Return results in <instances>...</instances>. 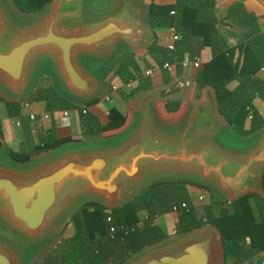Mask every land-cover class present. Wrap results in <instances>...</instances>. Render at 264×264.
<instances>
[{"label":"water","instance_id":"obj_1","mask_svg":"<svg viewBox=\"0 0 264 264\" xmlns=\"http://www.w3.org/2000/svg\"><path fill=\"white\" fill-rule=\"evenodd\" d=\"M237 1L247 0H215L214 16L223 29L246 32L225 17ZM252 1L263 9L257 17L263 24L264 0ZM88 4L89 0H51L40 11L29 13L40 14L39 18L20 24L0 0V97L28 101L43 63L53 67L72 98L84 101L103 91L107 74L97 73L93 64L109 62L124 47L142 48L150 35L147 15L152 3L145 8L139 0H110L109 8L101 13L90 11ZM194 88V79L182 74L140 94L134 127L107 145L59 147L23 164L0 150V264H22L20 245L48 241L82 198L87 200L80 206L93 202L115 208L153 183L186 180L210 183L221 200L247 193L264 199V126L253 133L256 138L247 147L221 144L224 117L211 86L201 88L203 102L191 105L181 128L167 130L157 125L153 104ZM223 263L220 231L205 223L167 236L123 264Z\"/></svg>","mask_w":264,"mask_h":264},{"label":"trees","instance_id":"obj_2","mask_svg":"<svg viewBox=\"0 0 264 264\" xmlns=\"http://www.w3.org/2000/svg\"><path fill=\"white\" fill-rule=\"evenodd\" d=\"M12 1L22 12L36 13L51 0ZM214 3L215 0L152 3L147 20L153 29L175 27L180 36L175 54L178 60L185 51L193 56L202 46L209 45L214 49L212 57L202 63L193 79L197 88L211 86L216 91L218 111L227 126L236 134L245 137L264 126V115L253 102L257 99L264 103V79L255 75L257 69L264 68V31L257 22L259 11L256 7H246L247 4H258L252 0L237 1L226 12L227 19L246 29L245 40L236 45L239 48L238 57L234 58L232 48L227 46L219 31L214 16ZM161 51L160 61H172L170 53L164 49ZM134 67L133 57L128 58L118 64L117 73L124 75L125 79L133 78L137 74L133 72ZM146 80H142L144 85ZM232 81H236V84L231 87L229 83ZM0 100L4 99L0 97ZM35 100H46V108L51 110L73 107L71 103L61 99L51 87L38 89ZM4 104L10 112L21 106L5 100ZM90 104L92 103H88ZM182 105L179 101L165 104L169 111L174 112L172 115L178 114ZM86 106L78 109L83 134L110 136L128 126L130 115L115 106L110 108L106 121L89 112ZM69 139L49 137L29 150L16 151L9 148L6 154L15 161L25 162L32 154L55 147ZM189 185L194 184L186 181H159L145 187L115 208L93 202L81 205L71 216L73 234L62 238L39 264H123L145 247L168 236L155 221L158 215L167 212L174 214L175 233H184L205 223L216 226L222 238L224 264L231 257L235 264H250L249 261L254 256L264 253L263 198L255 193H247L232 200H218L211 196L219 204L214 211L211 203L202 206L194 204L187 188ZM252 199L256 201L259 215H256ZM174 207L176 210H173ZM107 215H110L111 222L106 221ZM111 225L124 226L127 231L118 230L110 235Z\"/></svg>","mask_w":264,"mask_h":264},{"label":"crops","instance_id":"obj_3","mask_svg":"<svg viewBox=\"0 0 264 264\" xmlns=\"http://www.w3.org/2000/svg\"><path fill=\"white\" fill-rule=\"evenodd\" d=\"M144 4V7L147 8L148 3H158V4H167V3H174L175 0H139ZM258 4V3H257ZM260 11L258 12L259 15L263 12V9L258 4ZM264 24V23H263ZM261 24V26L263 25ZM219 27V31L222 34L227 46L232 48L234 58H237V53L239 52V48L236 45L240 44L245 37V31H237V30H227ZM226 30V31H223ZM227 32V33H225ZM235 33L242 35L241 38L235 37ZM149 39L144 43L142 48L137 49H130L127 47L122 48L117 54L113 57L112 60L109 62H100L93 64L94 68L97 73L100 75L107 74V79L104 83L103 91L97 95H95L92 99L88 100H78L68 96V94L62 88L61 83L57 80L56 73L51 65L48 63H43L40 66V74L37 79L36 85L33 88V91L30 93L28 97V101L31 102V106L28 108H22L19 105L18 110H13L12 112L8 111L6 106H4V111L0 112V129L2 132V136H0V141L2 144V139L4 138L9 143V148L19 151V150H29L32 146L44 142L46 139L54 138V137H68L70 141L64 142L61 146L48 148L44 151L32 154L30 156L31 160H39L44 155L52 154L54 151L57 150L59 147H66V146H91V145H107L112 143L114 140L118 139L119 137L123 136L124 134L128 133L135 125L138 117L137 112V99L140 94L145 93L151 89H157L163 87L170 83L173 79H175L179 75H187L192 80L196 70L192 66L183 67L180 64V60L176 58V50L178 47V41L174 43L173 49H168L167 44L170 41L171 31L169 27L163 28H156V29H149ZM227 34V35H226ZM228 36V37H227ZM180 39V36H179ZM247 46V44H242ZM166 47V48H165ZM170 53L172 56V61H169L170 66L168 68H163V62L160 61L162 58V51ZM214 53V49L209 46L205 45L202 46L197 53H195L191 57H197L200 60V66L202 63L208 61ZM189 55V52L185 51L183 56ZM182 56V57H183ZM190 56V55H189ZM133 57V62L135 67L133 68V72H136V76L130 79H125L120 73H117L118 64L126 60L128 58ZM203 57H205L203 59ZM161 58V59H160ZM133 65V64H132ZM132 67V66H131ZM157 67V69L152 74H145V70L148 68ZM262 67L257 69L256 74L257 77L264 79V70H261ZM180 72H178V71ZM147 79V80H146ZM142 80H146L145 85L142 83ZM42 81H46L45 83L41 84ZM120 83L117 86L113 84ZM129 83L130 86L126 84ZM142 84V85H141ZM236 81H232L229 83V86H234ZM115 85L117 87L116 90L112 89V86ZM42 87H51L53 91L64 101H67L73 105V107H61L55 109H47L46 108V100H35V96L38 92V89ZM201 90L200 95L193 98V93H183L180 95H175L167 100L164 101H156L153 104V110L155 112V121L160 128L167 129V130H176L181 128L188 116L190 111L191 105L197 102H203V90ZM109 94V99H105V95ZM76 100V101H75ZM128 100H130V104H127L124 107ZM179 101L182 102L181 110L176 115H172L174 112L169 111L165 104L168 102ZM4 102V101H3ZM11 103L20 104V102L9 101ZM256 107L263 113L264 115V103L261 101L254 99L253 100ZM88 103H92L88 105ZM161 104V105H159ZM1 105V101H0ZM87 105V106H86ZM87 107V110L95 115H97L102 121L107 120V115L109 110L112 106L117 107L124 113H128L130 115V121L128 123V127L124 129L122 132L118 134H114L111 136L104 137L101 134H83V125L80 121V114L79 108ZM77 110L78 114L75 113V117H71L73 111ZM30 111H34L37 114V118L35 120H30L28 117V113ZM64 111L67 114H64ZM48 113L49 119L44 120L42 118V113ZM108 112V113H106ZM223 129L219 133V142L223 144L225 147L233 148V149H240L243 147H247L249 144H252L256 135H248L242 137L239 134H236L232 128L228 127L225 124L223 119ZM76 139V140H71ZM3 145V144H2ZM8 148V149H9ZM4 149L3 146L0 149L2 154L6 157L7 150ZM15 161V160H13ZM37 162V161H29ZM18 163V161H15ZM20 163V162H19ZM23 164V163H20ZM27 164V163H26ZM160 180V179H157ZM166 180V179H163ZM184 181V180H183ZM186 181V180H185ZM189 182V181H186ZM194 185L187 186L189 192H199L204 196H213L214 198L221 200L218 198L220 197V193L218 189L211 185L210 183L206 184L202 181L189 182ZM197 185V186H196ZM201 186V187H199ZM214 201H216L214 199ZM253 207L255 209L256 215H259L257 210V205L255 199H252ZM217 206L216 208L214 206ZM212 204L213 210H217L219 204L215 203ZM164 213L162 215H158L156 217L157 224L164 230V232L171 236L175 232V225L171 226L170 230H166L165 226L168 224L167 219H164ZM174 222V221H173ZM251 260V259H250ZM264 261V253H260L254 256L252 261L253 262H260ZM224 264V263H223ZM226 264H235V260L231 257L227 260Z\"/></svg>","mask_w":264,"mask_h":264},{"label":"rangeland","instance_id":"obj_4","mask_svg":"<svg viewBox=\"0 0 264 264\" xmlns=\"http://www.w3.org/2000/svg\"><path fill=\"white\" fill-rule=\"evenodd\" d=\"M2 2L4 3V5L8 8V11L10 12V15L12 16V19L14 20V22H18V23H30L32 21H34L35 19L40 17V14L38 15H31L29 13H24L21 12L20 10L17 9V7L14 5L12 0H2ZM89 10L92 12H104L106 11L109 6H110V0H89ZM246 7L248 8H254L256 7V9L258 11H260V8L258 6H255L253 3L252 4H247ZM261 29L264 31V24L261 26ZM226 31V30H223ZM227 33V32H225ZM227 35V34H226ZM234 35H236L235 37L237 38H241L242 39V35L240 36V34L235 33ZM228 37V36H227ZM245 38V37H243ZM205 57H203L204 59ZM46 81H42L41 84L45 83ZM113 84H115L116 86L118 83L112 82ZM1 90V89H0ZM1 92V91H0ZM193 92V98H196V96L200 95L201 90L199 88H194L192 90ZM1 101V105H0V112L4 111V100H0ZM132 102H130V100H128V102L126 104H124L126 107L127 104H130ZM75 113L78 114V111L75 110L72 112L71 117H75ZM2 146L4 149H8L9 148V143L3 138L2 139ZM1 153V152H0ZM137 189H134L132 191V193H134ZM202 195L203 198L200 199L199 196ZM126 198V196H125ZM191 199L194 202V204L196 205H200L202 206V204H206V203H211L214 204L217 203L216 201H214V199L211 196H204L203 194L199 193V192H194L191 193ZM87 200V198H82L80 199V201L75 205V207L72 209L75 210L76 208H78L80 206V204ZM215 208L217 207L216 205L214 206ZM71 212H68V214L57 224V226L55 227V229L51 232L50 236L51 238L48 239V241L46 242H41V243H24L23 245H20V252L22 255V264H39V262L41 261V259L46 256L56 245L57 243L64 237H69L73 234L74 232V228H73V224H72V220H71ZM215 211V210H214ZM207 212V211H206ZM164 219H167L168 224L164 225L166 230H170L171 226L175 225V220H174V214L172 212H167L164 213ZM162 215V214H161ZM156 220V218H155ZM174 221V222H173ZM164 231V230H163ZM176 233L174 232V234H172L171 236L175 235ZM175 238V237H174Z\"/></svg>","mask_w":264,"mask_h":264},{"label":"built area","instance_id":"obj_5","mask_svg":"<svg viewBox=\"0 0 264 264\" xmlns=\"http://www.w3.org/2000/svg\"><path fill=\"white\" fill-rule=\"evenodd\" d=\"M171 13H173V11H171ZM169 29L171 31V36H170V41L167 44V48L168 49H173L174 48V43L179 39V35L176 32V29L174 26H169ZM181 66L183 67H187V66H192L195 69H198L200 67V60L197 57H191L189 55H185L182 57L181 61H180ZM170 66L169 61H165L162 65L163 68H168ZM157 69V67H153V68H148L145 70V74L149 75L152 74L155 70ZM261 70H264V68L262 67ZM127 86H130L129 83L126 84ZM113 90H116L117 87L115 85L112 86ZM105 99L108 100L109 99V94L105 95ZM21 104L22 108H28L31 106V102L30 101H24ZM108 113V112H106ZM64 114H67L66 111H64ZM28 117L30 120H35L37 118V114L34 111H30L28 113ZM250 117V116H249ZM42 118L44 120L49 119V114L48 113H42ZM200 199L203 198L202 195L199 196ZM173 210H176V208L174 207ZM106 221L107 222H111V217L110 215L106 216ZM118 230H122V231H127V228L124 226H120V227H116L114 225H111L109 227V233L110 235H113L116 231ZM250 264H264V261H260V262H253Z\"/></svg>","mask_w":264,"mask_h":264}]
</instances>
